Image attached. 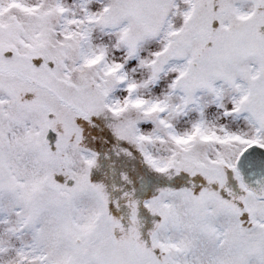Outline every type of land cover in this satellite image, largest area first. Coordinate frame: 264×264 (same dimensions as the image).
<instances>
[{"label":"snow or ice","instance_id":"1","mask_svg":"<svg viewBox=\"0 0 264 264\" xmlns=\"http://www.w3.org/2000/svg\"><path fill=\"white\" fill-rule=\"evenodd\" d=\"M0 264H264V0H0Z\"/></svg>","mask_w":264,"mask_h":264}]
</instances>
